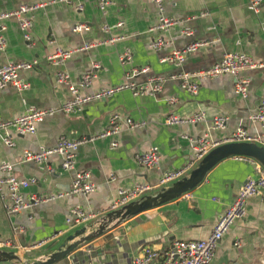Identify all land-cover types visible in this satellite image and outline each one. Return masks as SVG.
Instances as JSON below:
<instances>
[{
	"label": "crops",
	"instance_id": "1",
	"mask_svg": "<svg viewBox=\"0 0 264 264\" xmlns=\"http://www.w3.org/2000/svg\"><path fill=\"white\" fill-rule=\"evenodd\" d=\"M48 1L52 0H0V13L19 5ZM108 2L103 13L97 8V0L53 4L34 11L30 15L28 43L22 40L15 20L4 21L5 49L0 54V66L30 61L35 64L32 70L21 72L19 76L28 84L27 90L16 92L8 87L0 91V120H14L26 107L55 109L69 100L67 88L54 82L58 71L67 73L70 82L76 85L93 63L98 64L96 78L79 91L85 95L124 83V75L133 68L147 69L145 75L136 78L139 83L147 77L166 80L156 95L133 96L124 90L104 100L91 101L78 112L46 117L36 125L33 134L18 135L8 131L12 147L5 146L0 140V163L12 164L11 174L16 177L33 179L21 194L43 197L64 191L73 173L61 171L56 156L41 165L20 163L23 151L52 147L60 136L70 140L94 137L107 127L108 118L113 114L143 123L137 129L123 128L110 139L94 140L78 147L75 171H89L95 186L94 192L86 197H65L10 215L0 196V242H10L7 247L0 246V250L14 252L13 244H19L22 260L44 259L63 245L67 236L80 229H69L66 225L65 219L72 208H80L95 220L110 211L120 189L134 185L152 187L142 195L145 196L165 188L170 183L156 187L162 174L185 170L192 161L188 141L206 135L221 144L241 128L251 139L248 143L264 149V130L259 124L248 121L264 92V39L260 30L264 0H261L257 15L246 11L245 0H162L164 16L180 22L165 32L153 30L157 12L150 2ZM78 6L81 10L77 9ZM202 13L205 15L200 17ZM193 16L195 19H190ZM76 23L87 25L88 30L72 33L70 29ZM102 26L107 27L106 32L101 31ZM184 29L191 35H182ZM157 37L166 45L154 52L149 43ZM110 38L117 41L77 53L61 66L46 62L55 47L71 50ZM192 43L201 46L186 57L179 69L160 62L171 51ZM125 50L130 52L131 62L122 65L118 57ZM226 52L247 55L263 65L240 74L249 78L244 99L233 94L234 79L229 75L201 80L195 96L181 91L175 82L167 80L176 72L205 69ZM167 99H173L175 103L169 105ZM196 113L203 114V121L180 126L163 123L164 117L170 114L190 118ZM214 116L225 119L222 129L211 128ZM111 141L117 143L116 148L109 147ZM150 147L157 149L160 162L158 168L147 170L137 165L134 157ZM198 162H192L182 177ZM256 167L257 162L247 157L224 159L213 166L193 190L125 219L101 236L82 243L56 264H66L68 257L71 264H128L130 258L144 249L163 251L172 241L203 240L234 199L241 184L254 176ZM0 264L20 263L8 261ZM211 264H264V195L246 201L244 218L234 222L220 239Z\"/></svg>",
	"mask_w": 264,
	"mask_h": 264
},
{
	"label": "built area",
	"instance_id": "2",
	"mask_svg": "<svg viewBox=\"0 0 264 264\" xmlns=\"http://www.w3.org/2000/svg\"><path fill=\"white\" fill-rule=\"evenodd\" d=\"M78 0H52L48 2H37L31 4L19 5L17 8L0 13V54L4 52L5 42L3 32L5 30L4 21L15 20L22 40L26 43L30 41L29 29L31 26V14L48 5L62 4L68 5ZM154 5L157 12V23L154 31L165 32L168 29L178 25L180 22L173 18L164 16L162 0H146ZM200 1V0H199ZM109 4L108 0H97V8L103 13L105 7ZM261 0H245L246 11L253 15H257L260 11ZM78 10L81 7L78 6ZM202 13L199 16L202 17ZM190 19H195L193 16ZM71 32L80 34L88 30V26L83 23H76L71 27ZM260 30L264 39V19L260 22ZM102 32L107 31L106 26L101 27ZM182 35L190 36L191 33L184 29ZM116 38H110L97 44L87 43L79 48L66 50L55 47L52 54L46 57V62L61 66L68 61L73 55L86 52L97 45L116 42ZM166 43L161 38H155L149 43L150 49L154 52L160 51ZM201 46L200 43H192L181 49L171 51L167 56L161 59L162 63H169L174 68H180L188 55L195 52ZM118 62L127 65L131 62V54L128 50L123 51ZM35 61L9 63L0 66V91L8 87L13 88L16 92H22L28 89V84L22 81L19 76L21 72L33 69ZM262 64L255 63L250 57L241 53H223L218 61L211 66L196 70L193 72H176L169 76L167 80L175 82L181 91L195 96L198 92L199 82L201 80L214 79L222 75L233 77V94L236 97L244 99L247 95L249 78L240 76L242 72L250 71L256 68H262ZM99 65L93 63L90 69L83 73L75 85L70 82L69 76L64 71H58L55 74L54 82L63 85L70 93V99L64 102L58 108L39 109L26 107L23 113L14 120H0V140L7 147L13 146V141L8 131L18 135L33 134L36 125L41 123L46 117L55 113L72 114L80 111L81 107L91 101L104 100L112 95L127 90L133 96L147 95L153 96L158 94L162 85L166 80L160 77H147L143 82H137L136 78L147 73L146 68H133L124 75V83L117 86H111L101 89L92 94H81L79 91L90 85V82L96 78ZM167 103L172 105L175 103L173 99H167ZM202 113H196L190 118H181L174 114L167 115L163 119L166 126H180L185 124H194L203 121ZM225 119L221 116H214L211 119L212 129H222ZM250 123H257L264 130V92L260 95L258 106L253 114L248 117ZM142 122H134L128 118H122L117 114H113L108 118L107 127L94 137H86L78 140H70L64 136L58 137L52 147L38 148L35 151H23L20 156V163L44 164L50 157L56 156L59 159L60 169L63 172H72L73 176L69 186L62 192L54 195L36 197L28 195L24 197L21 194L29 184L33 183V179H23L11 174L12 164L7 162L0 163V196L4 199V207L8 214L14 215L32 208L59 200L65 197L82 195L86 197L95 190V186L91 181L89 171H75V153L79 146L99 139H110L119 134L121 129H137L142 126ZM184 138V137H183ZM264 139V133L262 135ZM250 137L244 129H236L221 144L225 143H248ZM254 141H257L254 139ZM219 142H213L208 136L203 135L195 141H188V147L191 153L192 161L188 163L185 170L165 172L162 174L156 187H161L168 183L179 180L184 172L189 169L191 163L200 161L210 150L218 145ZM110 148H116V142L109 143ZM137 165L144 169L158 168L160 155L155 147H150L146 152L138 154L134 157ZM152 188V187H151ZM148 185H134L128 189H120L116 193L114 201L111 203L110 211L118 209L132 201L139 199L143 194L151 189ZM264 195V170L257 164L253 177L246 179L237 190L234 199L226 208L225 212L218 217L213 224L209 235L198 241H172L163 251H155L144 249L139 255L130 258L128 264H211L214 251L228 229L236 221H240L245 216L246 201L252 197H261ZM103 217L93 220L92 215L85 214L80 208L74 207L69 210L65 219L69 229L84 228V231L93 229L96 223ZM92 226H89L91 225ZM14 242V241H13ZM10 242L1 241L0 246H9ZM237 246V244H235ZM14 253L21 254L22 248L19 244H13ZM69 258V257H68ZM66 258V264H71Z\"/></svg>",
	"mask_w": 264,
	"mask_h": 264
},
{
	"label": "water",
	"instance_id": "3",
	"mask_svg": "<svg viewBox=\"0 0 264 264\" xmlns=\"http://www.w3.org/2000/svg\"><path fill=\"white\" fill-rule=\"evenodd\" d=\"M234 157H247L253 159L264 170V149L250 143H225L210 150L188 174L168 187L161 188L152 195H145L118 209L109 211L96 223L89 233L80 228L67 236L65 243L55 252L45 256L44 259L22 260V256L0 250V263L16 261L20 264H56L67 257L82 243L90 241L107 231L115 228L125 219L135 216L149 209L156 208L164 203L179 198L183 194L193 190L204 179L206 173L217 163L224 159Z\"/></svg>",
	"mask_w": 264,
	"mask_h": 264
},
{
	"label": "rangeland",
	"instance_id": "4",
	"mask_svg": "<svg viewBox=\"0 0 264 264\" xmlns=\"http://www.w3.org/2000/svg\"><path fill=\"white\" fill-rule=\"evenodd\" d=\"M171 184V183H170ZM170 184H168L166 187H168ZM74 232V231H73Z\"/></svg>",
	"mask_w": 264,
	"mask_h": 264
}]
</instances>
